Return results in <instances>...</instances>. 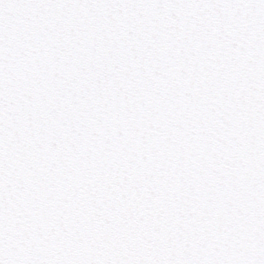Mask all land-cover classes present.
<instances>
[{
	"label": "snow or ice",
	"instance_id": "obj_1",
	"mask_svg": "<svg viewBox=\"0 0 264 264\" xmlns=\"http://www.w3.org/2000/svg\"><path fill=\"white\" fill-rule=\"evenodd\" d=\"M0 264H264V0H0Z\"/></svg>",
	"mask_w": 264,
	"mask_h": 264
}]
</instances>
